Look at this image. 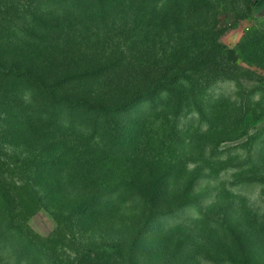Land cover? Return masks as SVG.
Here are the masks:
<instances>
[{
  "label": "rangeland",
  "instance_id": "obj_1",
  "mask_svg": "<svg viewBox=\"0 0 264 264\" xmlns=\"http://www.w3.org/2000/svg\"><path fill=\"white\" fill-rule=\"evenodd\" d=\"M17 1L24 7L22 11H17L18 15L40 16L42 25L35 28L36 33L27 39L26 44H21V35L14 29L10 30L14 31L12 34L3 33L4 40H0V82L6 79L8 87L12 88L15 80L8 79L4 72L1 73L4 71L1 68L17 62L31 65L38 76L48 83H53L57 75L74 74L75 78H68L62 84L60 92L62 96L71 99L86 97L98 106L99 111L102 109L104 118L98 125L106 129L100 131L99 150L96 153L99 157L111 149L114 161L124 158L129 153L128 148L124 147L133 146L136 141L142 143L143 138L146 139L144 147L152 145L156 149L165 133L171 134L173 123L162 118L155 119L156 114L165 112H152L146 118L149 119L148 124L142 129V140H136L140 130L134 126L136 117L131 114L138 112L140 103L149 100L146 99L148 96L140 97L143 100L128 109H120L118 106L140 90L146 91L149 87L150 93L155 82L163 75L207 50L210 38H217L224 45L222 50L229 62L243 64L246 70L242 80L240 78L242 89L236 82H221L210 89L208 94L225 93L232 100L240 102L249 91L264 85V71L255 64L243 63L244 54L240 47L246 34L264 32V0ZM14 7L11 4V8ZM14 21V25H21L17 20ZM27 29L34 31L31 27ZM251 38L258 40L255 35H251ZM6 48L10 55L5 57ZM81 73L83 77L75 75ZM10 97L0 88L1 181L8 188L16 185L18 190L27 186L44 193L46 187L51 188L54 196L44 204H49L51 209L69 217L67 207L71 203L68 202L67 194L81 188L83 192H90L89 188L93 187L94 181L76 185L74 180L61 183L58 177L61 178L63 171L66 174L69 168L63 169V165L61 171L57 164L63 163L69 156L84 158L86 153L71 152L74 150L76 133L67 129L59 116L46 120L32 118L30 124V117L20 120L21 109L15 107ZM257 99L259 96L254 97V100ZM86 107L78 108L73 113L79 127L78 133L82 130L81 125L95 124V113H99L95 108L88 110ZM53 109L54 106H51L50 111ZM251 118L252 115L248 116L246 121H249L250 133L254 134L264 127V115L257 119ZM201 124L202 130L206 131L207 124ZM198 126V117L185 115L181 119L179 131L172 135L182 139L190 136L205 142ZM188 127L194 129L189 133ZM245 140L246 137L223 142L220 147L225 152L221 157L231 156L232 161L245 157L249 145L246 151L244 147L238 146ZM252 152H256V149L252 148ZM263 152L264 148L259 147L256 154ZM176 155L163 158L170 157L174 163L187 158V169L201 163L198 160L201 152L199 154L196 148L187 157ZM149 157L147 152L138 155L135 167L129 164L127 169V172H133L135 176L147 173L148 179L144 182L146 194L152 188L151 172L154 170L141 167L139 163L145 159L148 164ZM160 157L161 153H158L154 158ZM180 157L183 159L179 160ZM45 161H52L53 167L48 169ZM107 169H98L96 176L102 179L103 175L110 174ZM139 170V173H135ZM234 170H215L214 178L196 183L193 190L187 189L186 198L194 200L193 207L171 215L169 220L163 219L151 224L148 232L151 238L155 237V245H152L150 239L144 264H264V183H239L255 175L264 176V170L246 168L236 173ZM87 171H90L89 167ZM183 173L180 169L179 177ZM186 177H180L178 183L173 178L170 182H163L165 184L157 199L160 209L168 211L182 199ZM110 179L113 183L109 187L114 184L113 178ZM125 204H111L108 209L96 214V220L103 222L102 230L97 225H89L83 233L72 226L70 237H75L79 243L88 244L93 236L101 242L122 238V235L129 236L142 222L143 215L141 209L133 207L134 204ZM51 212L46 206L40 207L27 221L30 229L41 236L50 234L57 225ZM14 213L18 221L16 209ZM180 221L178 240L174 243L165 242V234L157 236L159 230H170L167 223ZM158 248L161 249L156 255ZM2 251L3 255L7 254V249ZM189 255L193 258L192 263L189 262Z\"/></svg>",
  "mask_w": 264,
  "mask_h": 264
},
{
  "label": "trees",
  "instance_id": "obj_2",
  "mask_svg": "<svg viewBox=\"0 0 264 264\" xmlns=\"http://www.w3.org/2000/svg\"><path fill=\"white\" fill-rule=\"evenodd\" d=\"M56 1L58 0H52V2ZM11 4H14L15 7L11 8ZM23 8V5L17 0H0V40H4L5 33H14V31H10L14 29L17 34L21 35V44L23 42L26 44L27 39L32 38L36 33L35 28L42 25L40 16L27 13V15H18L17 11H22ZM29 19L32 21L28 22ZM14 20H17V23L21 25H14L13 23H16ZM29 27L34 31H29L27 29ZM251 35H255L258 40L251 38ZM210 39L211 41L207 44L210 47L207 50L199 52L198 56H195L190 62L163 75L160 80L155 82L150 93L149 87L146 91L140 90L128 101L126 99V102L118 106L120 109H128L134 103L142 101L143 98L140 99V97H149H146L149 100L140 103L137 113L131 114L136 117L134 126L140 130L136 140H142L144 135L142 129L148 124L149 119L146 118H149V113L152 112H165V114H156L155 119L162 118L173 123V131L171 134L165 133L156 149L152 145L144 147L146 143L144 138L142 143L136 141L133 146L124 147L128 148L127 152L129 153L124 158H117L115 161L111 149L105 152V154L108 153L106 156L105 154L100 157L96 155L99 150L100 131L106 129L98 125L104 118L102 109L99 111L98 106L92 104L86 97L71 99L61 95L63 93L60 92V87L68 78H75L74 74L57 75L53 83H48L38 76L31 65L26 63L17 62V64L1 68V70L4 69L1 73L4 72L8 79L15 80L12 88L8 87L6 79L1 81L0 88L6 94H10V99L12 98L15 107L21 109L19 110L20 120L30 117L31 124L32 118L46 120L59 116L67 129L75 131L76 142H74V150L71 152L80 153L82 151V153H86V156L84 158L69 156L63 163H58L61 171L64 168H69L68 171H65L66 174L63 171L61 178L58 177L59 181L67 183L74 180L76 185L91 180L94 181V184L92 188H89L90 192H83L81 188L77 192L74 190L67 194L68 202L71 203V206L67 207L70 216L64 217L61 214L63 212L58 213L57 210L51 209L49 204H44L46 200L49 201L54 196L51 188L46 187L44 193L35 187L29 189L25 186L18 190L15 185L14 188H8L1 181L2 176L0 175V264H144V255L151 240L152 245H155V237L151 238L148 232L151 224L163 219L169 220L171 215L181 213L194 206V200L186 198L188 188L193 190L196 183L214 178L215 170L221 172L226 169H235V173L246 168L264 170V152L256 154L259 147L264 148V127L251 134L249 121H246L248 116L252 115V118L257 119L264 115V85L249 91L245 99L242 98L240 102L232 100L225 93L218 94L219 96L213 93L208 94L210 89L221 82H236L242 89L243 83L240 78L242 80L246 70L243 64L229 62L226 59L222 50L224 45L217 38ZM0 47H2V43H0ZM240 47L244 54L243 63L255 64L264 71V32L255 31L253 34H246ZM9 55L10 51L6 48L5 57ZM4 62L6 64L5 60ZM75 75L83 77V73ZM256 96H259V99L254 100ZM51 106H54L53 111H50ZM85 106L88 110L95 108L99 113H95V124L92 126L81 125L82 132L78 133L79 127L75 123L73 113L78 108ZM123 111L128 112V110ZM63 112H65V118H63ZM188 114L198 117L199 126L197 129L201 132L202 140L205 142L195 140L190 136L182 139L172 135L173 132L179 131L181 119ZM68 119L70 123H68ZM203 122L207 124L206 131L202 130L201 123ZM68 124H71L72 127ZM64 126L63 128H65ZM191 129L194 127L187 131L190 133ZM151 135L152 138L153 134ZM244 137L246 140L238 146L244 147L246 151L247 145H249L247 149L249 152L245 154V157L241 159L238 157L236 161H232L231 156L221 157V154L225 152L220 147L223 142ZM149 138L150 136L147 139ZM195 148L199 154L201 152L198 159L201 163H197L192 169H187L189 165L187 158L175 163L170 159L176 154V156L178 154L186 156ZM252 148H255L256 152L253 153ZM146 152L150 154L148 164L143 159L139 165L154 170L151 172L153 175L151 178L152 188L147 194L144 193V182L148 179L147 173L135 176L133 172H127L129 164L131 167H135L138 162L136 157L140 154L145 155ZM158 153H161V157L154 158ZM165 156L170 157L165 159L163 158ZM181 157L178 159H183ZM44 163L48 169L53 167L52 161ZM62 166L63 169H61ZM88 167L90 168L89 172L87 171ZM100 168L102 170L108 168L110 174L103 175L102 179L97 177V170ZM117 169L119 170L118 174ZM180 169L184 172L180 177L188 176L183 196L181 195L182 199L172 205L170 210H162L157 205L158 194L162 191L164 184L170 182V179L173 178L177 183L181 181L178 175ZM139 172L140 170L135 173ZM110 178H113L114 184L109 187V184L113 183ZM242 182L264 183V176L255 175L252 178L243 179L239 183ZM109 202L121 206L131 203L134 204L133 207L142 210V222L129 236L122 235V238L103 242L93 236L90 237L88 244L79 243V240L74 239V236V238L70 237L73 232L72 226L82 230L83 233H85L84 229L88 230L89 225H97L99 230H102L103 222L96 220V214L108 209V206L111 205ZM42 206H46L48 210L52 211L57 222L55 229L47 236L33 232L27 223L28 219ZM15 209L18 212V221L15 220ZM202 217H204L203 214ZM180 223L181 221L175 224L167 223L166 225L171 231L159 230L160 234L156 233L157 236L165 234V242L174 243L176 239L178 240ZM157 245L160 246L159 243ZM3 249H7L6 255H3ZM160 249H156V255ZM188 258L192 263L193 258L190 255Z\"/></svg>",
  "mask_w": 264,
  "mask_h": 264
}]
</instances>
